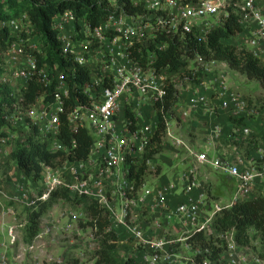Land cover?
<instances>
[{"label": "built area", "instance_id": "1", "mask_svg": "<svg viewBox=\"0 0 264 264\" xmlns=\"http://www.w3.org/2000/svg\"><path fill=\"white\" fill-rule=\"evenodd\" d=\"M129 1L132 5L142 4L148 16L128 18L122 15H109L93 28L85 22L79 23V25H82L78 34L88 39L83 49L88 48L90 50L85 52L89 59L91 57L96 58L95 67L94 64H89V59H84L76 51L78 45L81 44L72 43L75 34L71 36L63 30L69 23L73 26V15L67 11L53 22L54 28L59 31L57 39L60 43L61 55L64 57L71 56L75 64L90 70V85L84 91L90 103L89 105H74L68 112L66 121L69 129H82L88 133L92 138V146L90 157L85 163H65L55 169L43 168L38 183L42 185L44 192L39 200L45 201L52 191L59 188H66L74 195H83L88 199L95 200L106 209L108 216H114L118 224L126 228L135 247L149 245L151 252L162 254L161 258L159 255L150 257L148 264H183V262L177 261L175 254L169 255L167 253L169 249L172 252L175 251L172 248L173 241H163L162 239L156 242L147 241L143 231L151 223H143L141 226L127 223L126 209L128 202L123 201L121 214L117 215L112 210L114 203L110 202L108 198V194H113L114 190L122 194L133 192L132 184L127 179V169L124 168L126 157H132L133 152H129L126 142L123 138H119V132L125 130V122L122 117L124 107L129 106L137 118L140 115L141 106L145 105L150 108L151 104L162 100L165 95L166 82L169 81L175 86L174 82L171 81L172 76L175 77V75L181 74L183 80L188 81L189 79L182 70L178 73H166L164 70L155 71L151 66L153 57L150 54L144 67L133 63L127 50L133 42L146 47L153 37L161 33L183 36L194 32L201 39H204L215 26L222 24L223 19L227 16L228 7H232L237 11L238 23L242 29L251 25V36L248 45L255 48L258 42L264 44V12L255 6L253 0ZM6 26L10 34L16 39L20 34L28 33L31 30L25 16L10 21ZM155 48L161 49L159 45H155ZM252 53L259 57L255 49ZM193 62L200 67V77L197 79V84L190 88L194 92V96L185 103V109L180 114L181 118L188 117L190 111L205 110L211 114L215 112L225 113L231 119L241 118L245 123V119L255 115L254 110L249 107L248 102L239 93L229 90L228 85H226L227 77L225 74L213 75L212 66H216L214 62H206L199 56H196ZM4 63V75L1 80L3 84L12 89L11 85L13 83L23 81V85L16 92L13 91L16 102L13 105L12 113L5 118L7 124L6 135L0 139V150L4 147H10V155L14 145L9 143L16 137L8 128L13 130L21 124L23 125V131L31 133L32 127L35 126L41 135L55 137L58 132L59 115L65 111L63 100L67 97L68 89L65 82L62 83L63 88L55 86L52 95L53 102L46 103L48 112L43 114L42 124H37L34 119V107L27 111L20 108V102H22L21 90L35 72L42 84L47 86L50 80L46 77V68H41L37 72L35 56L23 52L16 41L11 45ZM196 72H198L197 69L190 71L192 75H195ZM103 80H106L107 86L103 85ZM24 114H26V119L29 122L24 121L22 117H17ZM170 124L166 120L164 138L172 140L175 146H184L181 140L172 136ZM119 126L122 127V131L118 130ZM218 134L219 129L217 128L210 132V136L213 138H217ZM248 135H250V129L244 124L233 127L230 138L239 141ZM146 141L143 142V145ZM2 152L0 151V155ZM257 153L259 157L262 155L260 149L257 150ZM193 156L197 163L208 165L220 174L237 180V189L233 200L227 206H219L212 202H209V204L204 194H200L188 203H181L170 210L167 209L165 196L175 190L174 185L170 184L156 191L145 190L143 192L144 197L151 198L158 209L162 219L161 223L164 220L171 219L180 221L187 229L191 230L190 232L184 230L187 235L194 229L206 231V226L210 225L212 218L222 207H230L240 200L250 198L254 181L264 177V166L241 171L239 166L243 160L239 156L233 160L208 159L204 153L193 154ZM67 171L69 173H66ZM68 176L71 178L69 179ZM198 187L199 183L195 171L189 169L186 172L184 191L188 192ZM141 188H138L136 192ZM25 193V191L22 192L21 198L26 197ZM262 196L264 198V191ZM21 198L19 200H22ZM5 199H7L6 194L0 188V215L13 216L14 211L5 208L3 204ZM10 199L18 203L17 199L8 198V200ZM206 208L209 214L204 217L203 222H200L201 212ZM157 224L158 221L152 223L154 226H157ZM19 228L23 229L20 225L18 227L10 226L7 229L6 234L9 243L2 242L0 244V264H21L23 259L21 252L34 249V246H18L17 240L21 236ZM225 236L224 233H219L220 239L225 240ZM185 239L186 236L180 237L176 242L183 243L184 247L190 250L193 256L199 254L200 251L187 245ZM229 241V243L226 242L227 250L220 255L218 264H262L264 262L253 253L249 258L239 257V251L237 250H246V248L236 246L231 236ZM16 244L21 252L13 257L11 263L6 262V250ZM204 253H207V250ZM186 262H188L187 264H197L192 258ZM198 264L214 263L205 260Z\"/></svg>", "mask_w": 264, "mask_h": 264}, {"label": "trees", "instance_id": "2", "mask_svg": "<svg viewBox=\"0 0 264 264\" xmlns=\"http://www.w3.org/2000/svg\"><path fill=\"white\" fill-rule=\"evenodd\" d=\"M110 3L116 5L119 15L128 18L148 16L142 4L132 5L129 0H0V139L6 135L5 118L12 113L16 102L13 90L1 82L5 57L13 42L16 41L6 26L10 21L25 16L26 22L31 27V35L41 40L38 52L34 53L37 72L41 68H46V77L50 80V83L44 86L36 72L31 75L21 90L20 108L23 111L30 110L41 97L43 103L53 102L52 95L56 83L50 79L47 71L54 70L58 73L68 89L67 97L63 100L65 111L59 115L58 132L54 137L63 147L62 150H52L48 140L43 138L35 126L32 127L31 133L13 143L10 161L26 183L38 184L44 167L55 169L65 163L82 164L90 157L91 136L82 129H69L66 121V116L74 105L90 103L89 98L84 94L85 89L90 85V70L75 64L71 56L61 55L60 43L57 39L59 31L54 28L53 22L65 12H70L73 15L75 34L72 39L80 41L83 37L78 34L79 23L85 22L91 28L97 26L110 15V11L106 10V6ZM241 32L237 11L228 7L227 16L222 24L215 26L204 39L194 32L183 36L161 33L153 37L146 47L133 42L127 53L133 63L142 67L146 65L150 54L153 57L152 68L155 71L164 70L166 73H178L180 70L183 72L184 64L188 63L197 69L198 72L195 74L200 77V67L193 62L194 58L199 56L206 62L225 66L227 71L239 75L246 81L257 83L260 90L264 91L263 61L245 48L223 43ZM20 35L23 40H27L26 36ZM155 45H159L161 49L155 48ZM190 71L186 73L189 77L187 83L195 86L197 80L193 82L194 75ZM102 83L107 86L106 80ZM179 97L178 90L168 81L165 84V95L162 100L150 105L156 121L154 130L143 147L141 158L137 160L134 156H127L124 163L127 179L132 184L133 192L144 185L148 174H153L154 177L159 176L160 166L155 164L152 171L147 163L154 161L162 151L167 118L172 120L171 123L180 124L181 116H176L174 112V108L180 102ZM122 117L126 132L130 135L138 133L137 118L129 106L124 107ZM227 121L232 127L245 124L241 118L228 117ZM262 161L256 160L254 165L261 164ZM8 165L7 161L0 162V173L3 174ZM38 195L33 206L27 209L26 226L22 229L24 230L22 243L27 244L38 235L39 220L57 201L61 200L75 207L81 206L86 217V222L81 228H89L92 239L97 242V248L92 255L93 264H136L131 258L124 260L119 258L118 237L112 231L108 212L97 201L83 195L71 196L66 188L52 191L45 201L39 200L41 192ZM209 226L211 233L194 229L185 239L187 245L200 251L199 254L192 256V260L197 264L205 260L218 264L220 255L227 250L225 241L219 238L221 232L231 236L234 244L241 248L252 247L251 233H255L261 246L264 247L262 192H253L248 199L240 200L230 207H222L214 215ZM205 250L207 253H204ZM259 257L264 260V253L261 252ZM72 264L77 262L73 261Z\"/></svg>", "mask_w": 264, "mask_h": 264}, {"label": "rangeland", "instance_id": "3", "mask_svg": "<svg viewBox=\"0 0 264 264\" xmlns=\"http://www.w3.org/2000/svg\"><path fill=\"white\" fill-rule=\"evenodd\" d=\"M106 10L110 11V15H119L117 12V8L115 4L110 3L106 6ZM82 23V22H80ZM82 25V24H81ZM81 25H79L81 27ZM23 28H25L23 26ZM66 34H70L71 36L74 35V29L72 24H67L65 26V29H63ZM24 36L27 37V40H23L21 38V35L18 36L16 39V42L19 46V48L23 52H28L31 55H34V53L38 52L39 46H40V39H38L36 36L31 35V30L28 31V33H22ZM87 38L83 37L82 40L78 41L76 39H72V43L74 44H81L78 45L76 48V51L79 55L83 56L84 59H89V57L85 54L88 48H84L83 46L87 43ZM224 44L232 45L235 47H239L236 45V40L234 41H223ZM8 55V54H7ZM7 57V56H6ZM5 57V58H6ZM96 58L91 57L89 59V64H94V67L96 66ZM185 67H183L184 71L183 73L186 75V73L190 70H195V68L191 67V64L186 63L184 64ZM14 67V66H13ZM17 67V66H15ZM191 67V68H190ZM212 73L214 76H218L219 74H225L226 78V85L235 86V90L241 93H250L255 95L260 91V88L257 83L246 81L242 78L240 79L239 75L235 73H229L225 69V66H212ZM47 74L50 76V79L53 80L56 83L57 88H63V80L60 79V75L56 73L54 70L47 71ZM194 81L198 79V74H195ZM171 81L174 82L176 89L179 90L178 93H181L182 89L184 88H192L194 86H190L187 81L183 80V76L180 74V76L175 75V77H171ZM187 84V85H186ZM23 85V81H18L17 83H13L12 89L14 92L17 91L21 86ZM263 92V91H262ZM15 94V93H14ZM243 97V95H241ZM259 97H257L259 100H254L256 97L254 96L253 101L257 102L259 106V111L264 108V98L262 93H258ZM245 98V97H244ZM247 100V99H246ZM248 102L252 103L251 100H247ZM148 108V107H147ZM45 112H48L47 104L43 103V99H38L36 105L34 106V119L37 124H42L43 122V114ZM144 118L143 125H141V122H139V130L138 133L135 135H129L127 132L122 131V127L119 126V138H123V140L126 142V146L128 147L129 152H133L132 156L135 157V159H140L142 152H143V142L148 139L150 136V118L151 115L146 114L144 112ZM151 114V113H150ZM135 117L136 114L134 113ZM148 115V116H147ZM22 117L24 121L29 122V120L26 119V114L23 116H17ZM140 120V119H139ZM172 120H169L167 118V122L170 124ZM173 128L179 127V123H171L170 124ZM171 126L170 129H171ZM23 125H19L16 129L8 128L9 131L16 137L10 141L9 144L16 143L18 139H21L22 137L26 136L28 133L23 131ZM171 129V133H172ZM43 138H46L48 142L50 143V147L52 150H57L63 147L54 139V137L48 136V135H42ZM177 139V138H176ZM180 140V139H179ZM244 145V147L240 148L241 155L245 156L246 150H256L257 146L264 147V137L259 136L258 138L252 137V139H249ZM180 150V149H179ZM249 151V152H250ZM245 152V153H243ZM183 153L182 150H180V155ZM10 156L8 155V158L5 160L9 163L8 167L4 170V173H0V182H10L13 180V178L16 181H20V185L18 187V190L15 191V193L9 197L13 199H17L18 203L13 202L12 199L7 200L5 199L3 201V204L5 208L13 210L14 215L13 216H0V220H2L5 223H9L10 226H16L19 225L25 228L26 226V217H27V209L29 207L33 206V202L35 199L38 198V193L41 192V195L43 194L44 190L42 189V185L40 183L38 184H30L26 183L23 180V177L17 170L14 164L10 161ZM4 161V162H5ZM261 162V161H260ZM3 163V162H1ZM257 166L263 167L264 161H262L261 164H258ZM178 171L181 169V166H178L176 168ZM66 173H69L67 171ZM72 176V175H71ZM218 177V175H215ZM69 177V176H68ZM71 177H69L70 179ZM222 179L227 180L226 177H222ZM221 186H228L227 185H221ZM148 186H143V190ZM4 193L6 192L3 189ZM26 192V197L21 198L22 192ZM71 196H74L73 193H70ZM144 196V195H143ZM142 195H140L138 192H125L124 194L116 192L114 190L113 194H108V198L110 202H113L114 205L112 207V210L115 212V214L119 215L121 214V209L123 206V201H127V223H133L134 225L141 226L143 223H151V225L148 227L146 226L144 228L143 234L147 241L150 242H156L158 240L163 241H173L172 248H174V252L167 250V253L169 255L175 254L177 257L178 262H183V264H187V260H190L193 258L192 253L190 250L186 249L183 245V243L176 242L177 239L180 237L187 236L186 233H184V230H181L176 233H171L172 230H176L174 225L176 222L168 221L167 223H161L158 220L157 226L152 225L155 218L151 215L152 212L148 211V204L146 203V200L144 199ZM7 197V198H8ZM22 200H19V199ZM226 200H223L222 203H224ZM204 217L208 216V212L202 213ZM7 217V218H6ZM9 218V219H8ZM110 222L112 224V231L116 235H120L121 237V225L118 224V222L115 220L114 216H109ZM151 218H153L151 220ZM86 222L85 214L81 208V206H73L70 205L66 201H57L51 209L39 220V230L38 237H34L29 243L24 244L22 243V237H23V231L21 228V236L19 237V240H17L18 246H34V249L32 251H25L21 252L19 248H17V244L13 247H9L6 250V262L11 263L13 261V257L19 254L20 252L23 254L22 256V262L21 264H72L73 261H76L77 264H93V252L97 248V242L92 239L91 236V230L89 228H81L82 225H84ZM19 230V231H20ZM167 230V231H166ZM206 233L212 232L210 229L209 224L206 226ZM252 236V247L246 248L247 250H237L239 257H250L253 254L260 256L261 253V244L259 242V239L257 238L255 233H251ZM230 236H225V243L230 242L229 241ZM131 240V239H130ZM5 242L8 244L9 240L6 234V228L3 229L2 233L0 234V244L2 242ZM227 244V243H226ZM118 256L121 260H124L125 258H131L134 260L136 264H148L150 261V257L154 255H159L160 258L162 257L161 253H155L150 251L149 245H139V246H130L129 248L125 249H119ZM260 258V257H259ZM149 260V261H148ZM186 260V261H185ZM264 264V262L262 263Z\"/></svg>", "mask_w": 264, "mask_h": 264}, {"label": "crops", "instance_id": "4", "mask_svg": "<svg viewBox=\"0 0 264 264\" xmlns=\"http://www.w3.org/2000/svg\"><path fill=\"white\" fill-rule=\"evenodd\" d=\"M255 6L262 12H264V0H253ZM251 25L242 29V32L239 35H236L234 38L228 41H235L236 45L245 48L249 52H253L254 49L258 52V58L261 59L264 63V44L262 42H258L257 45L254 47L249 46L248 42L251 36ZM235 46V45H234ZM216 66H223L221 64ZM224 67V66H223ZM226 69V68H225ZM228 72V71H227ZM233 73V72H229ZM240 77V76H239ZM242 80V77H240ZM230 91L235 90V86L228 85ZM237 92V91H234ZM239 93V92H237ZM258 93L263 94L264 98V91L260 90ZM258 93L255 95L250 93H240L243 95L247 100H251L252 103L248 102V105L251 109L254 110L255 115L245 119V126L250 129V135L243 137L239 141L232 140L230 138V134L232 132V125L227 121L228 116L222 112H215L214 114L209 113L205 110H197V111H190L188 117L180 118L179 127L176 129L173 128L172 125V136L174 138L180 139L185 146H175L170 139H164V143L162 145V151L157 156L154 161L147 163L150 166V170L153 171V166L155 164L160 166V173L158 177H154L153 174H148L143 186H148L144 190L141 188L138 193L143 196V192L145 190L156 191L160 188L166 187L170 184L174 185L175 190L167 194L165 196V203L167 209L173 210L181 203H188L192 199L198 197L200 194H204V197L207 198V202H212L214 204H218L219 206H227L234 197L235 191L237 189V180L234 178H230L228 176L222 175L213 168L208 165H202L197 163L193 154L204 153L208 159H221V160H233L235 157L242 158V164H240L239 168L241 171L249 170L252 168H257L259 166L254 165L256 160H263L264 161V147L257 146L256 150H246L245 156L241 155V147L244 145L249 139L258 138L259 136L264 137V108L259 111V104L258 101L254 102L253 98L256 97L254 100H259L257 97ZM180 102L174 108V112L176 116H180L182 111L185 109V103L194 96V92L190 88L182 89L180 95ZM148 106H141V112L139 117H137V122H141L143 125L144 112L146 114L151 115L150 118V133L151 134L154 130L156 121L153 117L152 110ZM151 113V114H150ZM147 115V116H148ZM140 119V120H139ZM18 128V126L16 127ZM23 128V127H22ZM219 129V134L217 138H213L210 136V132L213 129ZM183 153L180 155V150ZM260 149L262 151V155L259 157L257 150ZM3 151L0 155V162H4L9 155L10 147H4V149L0 150ZM250 151V152H249ZM245 153V152H243ZM133 157V156H132ZM181 166V169L178 171L176 168ZM189 169H193L195 171V176L197 182L199 183V187L196 189H192L188 192H185L186 187V172ZM215 175H218L215 176ZM222 177H226L227 180L222 179ZM15 178V177H14ZM13 180L10 182H0V188L4 189L6 192L5 194L11 197L15 191L18 190L20 185V181ZM31 184V183H30ZM228 186H221V185ZM142 186V187H143ZM264 191V177L258 178L254 181L252 186V193L253 192H263ZM7 196V197H8ZM8 197V198H9ZM144 197V196H143ZM7 198V200H8ZM146 203L148 204V211L152 212L154 221L159 222L162 220L158 209L153 204L151 198L147 199ZM223 200H226L224 203ZM210 204V203H209ZM212 207V205H210ZM203 212H208L206 208L201 212L200 215V222H203L204 216ZM1 217H9L8 215H0ZM6 217V218H7ZM151 218V220L153 219ZM9 219V218H8ZM168 221L176 222L174 227L176 230H172L171 233H177L178 230H185L190 232L191 230L187 229L180 221L171 219ZM168 221H163V223H167ZM0 220V234L2 233L3 229H8L9 223H5ZM122 228H124L122 226ZM167 231V230H166ZM121 237H118V248L125 249L132 246V241L129 238L128 231L126 228L121 230ZM4 242V241H3ZM247 250V249H246ZM151 251V248H150ZM261 252L264 253V247L261 248Z\"/></svg>", "mask_w": 264, "mask_h": 264}]
</instances>
